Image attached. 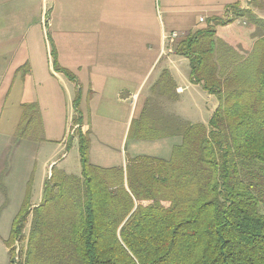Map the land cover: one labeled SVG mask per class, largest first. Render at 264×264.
<instances>
[{"label": "trees", "instance_id": "16d2710c", "mask_svg": "<svg viewBox=\"0 0 264 264\" xmlns=\"http://www.w3.org/2000/svg\"><path fill=\"white\" fill-rule=\"evenodd\" d=\"M236 18L262 30L248 48L216 36V25ZM211 21L176 49L188 58L190 80L218 101L208 123L159 130L133 120L130 137L175 132L181 142L168 159L138 156L125 170L104 169L90 163L91 131L76 116L80 175L53 165L37 205L27 192L4 240L8 264H264V20L236 1ZM51 54L55 69L74 80ZM22 107L15 139L36 109ZM29 217L14 258L11 246L24 240Z\"/></svg>", "mask_w": 264, "mask_h": 264}, {"label": "crops", "instance_id": "0c3cea01", "mask_svg": "<svg viewBox=\"0 0 264 264\" xmlns=\"http://www.w3.org/2000/svg\"><path fill=\"white\" fill-rule=\"evenodd\" d=\"M236 1L264 20V0L254 5L250 0H0V206L3 188L25 186V180L11 176V163L40 140L64 146L67 125L73 126L79 114L92 132L94 166L125 170L138 156L168 159L181 136L133 138L131 123L144 118L159 130L173 129L176 121L208 123L218 101L207 120L187 119L201 112L202 91L214 95L190 80L188 58L176 49L187 33L205 29ZM214 30L217 37L247 48L262 32L243 18ZM52 48L58 66L74 80L55 69ZM23 104L36 109L28 112L26 135L15 139ZM77 145L73 137L69 147L78 153ZM62 156L46 159L39 188L53 165L80 175V163L71 167L67 154Z\"/></svg>", "mask_w": 264, "mask_h": 264}, {"label": "rangeland", "instance_id": "374dc122", "mask_svg": "<svg viewBox=\"0 0 264 264\" xmlns=\"http://www.w3.org/2000/svg\"><path fill=\"white\" fill-rule=\"evenodd\" d=\"M201 94L203 95L202 98L200 97V99H198L199 104H201V112L195 114L189 113V116L186 115L187 119L205 121L210 115L209 112L211 113V111H213V105L216 103V98L214 96L208 97V95L204 93V91H202ZM78 126V124H73V126L71 127L67 125V128L69 130L68 134L70 137L75 136L76 129L78 128ZM90 134H92V132H90ZM63 145L64 146H62V144L57 145V142L46 143L43 140H40L39 143L36 144L34 147L25 150L26 157L21 156L20 158H18L15 165H12L11 163V176L15 177L16 180H25V186L22 188H20L19 186V188H3L5 193V201L3 202V205L0 206V264H7L8 256L4 240L9 235L12 220L20 210L24 198L27 195V192L28 202L31 206L32 202H40L42 196V188H39V184L41 181V175L45 171V167L47 165H44L46 159L53 156L54 159L62 160V154L66 153V162L71 165V167L76 164L78 165V168H80L79 157L76 150L74 148L66 147V144ZM114 147L115 146H113V149ZM11 156L12 155H10V157ZM29 221L30 217L28 218V221L25 224V227L22 232L23 239H26L28 235ZM25 239L21 242H14L12 244L11 248L14 249V258L18 257V253L23 249L25 245Z\"/></svg>", "mask_w": 264, "mask_h": 264}, {"label": "built area", "instance_id": "2783aa9c", "mask_svg": "<svg viewBox=\"0 0 264 264\" xmlns=\"http://www.w3.org/2000/svg\"><path fill=\"white\" fill-rule=\"evenodd\" d=\"M200 21H203V19H202V18H200ZM172 36H174V34H172ZM172 36H171V37H172Z\"/></svg>", "mask_w": 264, "mask_h": 264}]
</instances>
